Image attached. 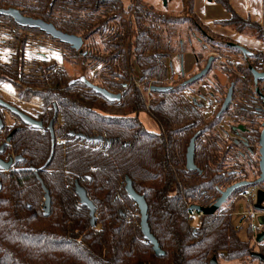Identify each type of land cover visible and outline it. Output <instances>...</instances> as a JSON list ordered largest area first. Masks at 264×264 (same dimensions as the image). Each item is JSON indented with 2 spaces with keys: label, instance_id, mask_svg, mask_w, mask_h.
<instances>
[{
  "label": "trees",
  "instance_id": "1",
  "mask_svg": "<svg viewBox=\"0 0 264 264\" xmlns=\"http://www.w3.org/2000/svg\"><path fill=\"white\" fill-rule=\"evenodd\" d=\"M181 1L182 14L175 17L144 0H64L61 9L58 0H30L26 5L28 15L90 40L85 55L64 45L65 57L80 58L90 82L122 97L109 101L55 61L34 60L28 71L22 70L23 43L8 64H0V83L10 80L17 85L20 99H41L40 108L28 113L43 121L39 129L21 124L0 152L5 159L12 154L23 158L12 170L0 169V264H212L214 258L218 262L254 258V245L239 237L240 228L234 223L233 196L198 225L189 220L191 205H212L221 196L219 189L244 178L240 176L244 164L250 171L259 168L253 155L260 135L256 127L247 160L234 149L236 145L224 140L216 113L213 122L207 121L206 103H199L201 95L195 88L205 76L188 84L184 77L172 78L168 58L191 51L186 43L192 41L173 42L184 25L193 36L199 35L197 64L205 65L203 57L216 41L209 33L212 26L195 13L194 0ZM216 1L230 17L215 24L263 46L245 57L228 42L218 45L220 54L242 56L240 75L234 79L237 85L251 74L250 67L264 71V20L243 18L230 0ZM154 85L171 88L152 91ZM249 89H235L237 109L249 101L245 92ZM143 112L159 130L146 127L140 120ZM9 131L0 128V150ZM196 133L199 169L189 170L186 151ZM98 136L102 139L94 141ZM128 177L147 200L149 226L164 251L160 256L144 239L138 206L126 193ZM76 182L95 205L94 224L76 192ZM42 184L52 200L48 214ZM245 190L241 187L232 194Z\"/></svg>",
  "mask_w": 264,
  "mask_h": 264
},
{
  "label": "flooded vegetation",
  "instance_id": "2",
  "mask_svg": "<svg viewBox=\"0 0 264 264\" xmlns=\"http://www.w3.org/2000/svg\"><path fill=\"white\" fill-rule=\"evenodd\" d=\"M29 1L30 0H0V45H4L6 50H8V52H9V55H7L8 61H3L0 59V64H5V63L8 64V62H10L11 59L15 57V54H17L20 51V50L18 51V48H21V45L23 43L24 45L22 46V52H23V56L25 57V64L23 65L22 70L25 69L26 71L29 70V63L34 61V60L47 61L48 63L55 61L52 59L49 62V58L46 55H43L40 51H37V55H39V57L37 59L36 58L28 59L26 56V52H27L26 48L29 45L28 40L30 39V36H32L33 38L38 36L45 43H46V41H48L49 43H51V42L56 43L61 49L60 52L59 51L58 52L62 54V56L65 58V60L67 59L65 57L67 54H65L63 52L64 51V45L68 44V43L62 42L61 40H59L57 38H54L52 35L47 34V32L45 30H42L40 27L33 28L30 26H24V25L20 26L19 24H17V22L15 21V19L11 15L4 14L1 12V10L13 8V9L18 10L19 12H22L23 15H25V16L32 17L31 15H28L26 10H25L26 5L29 4ZM62 3H64V0H58V7L60 9H61V7H63ZM32 18H35V17H32ZM36 18L43 19L41 17H36ZM45 22H47V21H45ZM47 23H49V22H47ZM59 30H61V29H59ZM61 31L64 32L63 30H61ZM65 32L72 34V35H75V36H78L76 34H73V33L67 32V31H65ZM82 39H84L83 40L84 44L82 45L80 50H76L74 47L71 46L72 49L75 52H77L78 55H85L86 54V51H85V49L87 47L86 44L90 41V40L85 39L83 37H82ZM32 44H33V42H32ZM228 44L231 45L232 47L242 51V52H243V49L240 48V46L245 47V44H243L241 42L239 43V42H230L229 41ZM39 46L43 50L49 49V48L45 47L44 43H41V45L39 44ZM247 47H249V46H247ZM51 49L54 50V48H51ZM51 49H49V50H51ZM234 53L239 54V52H234ZM253 53L254 52L251 51L250 54L244 53V55H245V57H247V55L251 56ZM3 54L6 55L8 53H3ZM178 56H179L180 60L182 61V57L180 55H178ZM76 59H79L81 61V63H83V61L80 58H75V60ZM69 61H71V60H69ZM207 61H206V63H207ZM61 67H63V66H61ZM203 68H205V67H203ZM201 70H199V71H201ZM259 72H264V71H259ZM184 75L182 73L181 78H183ZM81 76H84V74L82 73L80 76H77L76 78L80 79ZM191 76H193V75L187 76L185 79H187ZM246 77H247L246 81L244 80V78H242L240 80V83H238L237 85H236V81L234 79L231 80L229 87L233 84V98H232V101L230 102V104L228 105V108L223 113H221L220 115H218V113L222 108V104L224 103L225 99L227 98L229 87L226 90L224 87L219 86L217 83L216 88H217V93L219 95L215 96V93H213L210 96H206L203 93H201V94L199 93V96L201 95V99H202L199 103L200 104L206 103L207 110H208L207 117L211 116V114L213 112L216 113L217 121H218L217 128L219 129L220 133L222 134L224 140L227 141L228 145H229V143H233L234 145H236V147H234V149H236L238 151H242L243 154L245 155L246 159L249 158V156H250L249 155V151H250L249 149H250L251 133L256 129V127H258L257 133L259 132L260 138H259L258 145L255 148V154L253 155V157L254 158L258 157V164H259V160H260V156H261V153L259 150L260 139H261V132L264 129V101H263L262 95L260 94L259 91H261L262 94H264V78H259L258 82H256L255 77L253 76L252 72H251V74L247 75ZM4 84L13 85L15 88L14 89L15 93H12L11 91L4 89V87H3ZM245 84L250 86L249 91H245L246 95L249 96L250 98H249V101L247 100L246 103H244V104L242 103L241 106H239L237 104L238 105V109H237L236 104H234L235 99L237 98V96H235V89L237 90L238 87L242 88V86ZM257 88L259 89V91H257ZM18 92H19L18 86L14 85L10 80H7L4 83H0V98L2 100H4L8 105L10 104L11 106L18 108L21 112L26 113V114H29L28 112L34 113L35 111H37L40 108L41 103H42L41 99L31 98V100H25V99L23 100V99H20ZM243 98H244V96H243ZM0 109L2 110V115H3V117L0 116L3 120V126L0 128L2 129L3 127H5L6 130H10L9 131L10 134H9V136H7V138L3 142L4 145L1 147V150H0L1 153L2 152L4 153L5 148L10 144L11 139L13 138L15 132L19 130L21 124H27V123H24L19 115L12 112V110L7 108L6 106L0 105ZM29 115L32 118H34L35 120L39 121L32 114H29ZM9 119H10V121H9ZM214 119L209 120V121L213 122ZM40 121H42V120H40ZM42 123H43V121H42ZM27 125H29V124H27ZM42 127H43V125H42ZM42 127H39V128H42ZM33 128H35V127H33ZM39 128H36V129H39ZM50 132H51V130H50ZM221 155H223V153ZM18 156H20L22 158L21 155L16 156L15 154H12L11 157H7L6 159L3 158L7 162L10 161L11 159H15L13 165L11 166V169H9V170H12L13 168H15L17 163L22 161V160L16 161V157H18ZM244 166H245V169H244L245 172L240 174L241 177H244V178H242L241 181L246 180V181L250 182L249 184L244 186V187H246L245 192H247V194L251 196V200L253 202L252 205L255 208V206L258 203L259 192L261 191V195H260L261 205L264 207V180L258 182L259 177L261 176V173H262L260 164H259L258 169H254L252 171L249 170L247 164H244ZM9 170H4V171H9ZM231 177H232V175H231ZM241 181H238V182H241ZM234 183H237V181H234L231 184H234ZM225 189L226 188L219 189L220 194H221V191H223ZM232 196H233V201H234L235 196L233 194L231 195V197L228 200H230L232 198ZM257 211H259V210H257ZM261 211L264 212V209ZM262 222L264 224V220ZM263 226L259 230H257V232L253 235V237L255 239L253 241L254 244H252V245H254V256H253L254 258H248V260L242 261L243 264H264V260L261 259L262 256H264V240L262 241V243H258L256 241V238H257L256 236L259 233H261L262 231H264ZM220 264H221V261H220Z\"/></svg>",
  "mask_w": 264,
  "mask_h": 264
},
{
  "label": "rangeland",
  "instance_id": "3",
  "mask_svg": "<svg viewBox=\"0 0 264 264\" xmlns=\"http://www.w3.org/2000/svg\"><path fill=\"white\" fill-rule=\"evenodd\" d=\"M130 0H125L126 3H128ZM145 3L150 6L151 8L153 7L154 9L163 12L164 15H168V16H181V10L183 9L182 7V1L181 0H168L166 6L163 3V0H144ZM188 26L184 25L183 28L181 30H179L180 32L178 33V35L174 36L173 38V42H176L178 39H181V43L182 42H187V41H192L191 45H188V42L186 43V46H188V48L191 50L189 51L187 48L186 50H188L189 52H184L183 54V63H174V57L173 55L168 58V62L173 63L174 65V74L172 75V78L174 80H178L181 81L183 79H181V75L184 72V78H186L187 76L190 75H194L196 73H198L199 70H201L206 64V61L211 57H218V59H215L213 61V66L211 68V71L207 74V76L200 82H198V84L195 86L196 90L199 91V93H203L206 96H210L213 93H215V96L219 95L217 93V88H216V84L218 83L219 86L224 87L226 90L229 87L231 80L235 79L236 77H238L240 75V72L238 73V69L240 68V64L242 62V56L240 54H236L234 52H226L224 54H220L218 51L221 50H217V48H219L218 45L224 44L226 42H241L243 44H245V47L250 49L252 52H257L260 49H263L261 46H259L258 44H261L259 41H257L256 39H253L251 37H247L243 34H237L235 32H229L232 31L228 28H224L221 26V30L220 29H213V31H209L210 35H213L216 39L215 42V49L211 48V46L208 48L210 50V48L212 49V52L210 53H206L203 57V61L205 62H201L204 63L205 65L203 66V64H196L195 61V54L194 52L197 51H201V46L198 44V38L199 35L197 36H193L191 34V30L190 28H187ZM189 31H190V35H189ZM235 33V34H234ZM36 36L35 38H33L32 36H30L29 41V45L26 48V56L28 59H32V58H38L39 55H37V51H40L43 55H46L49 58V62L50 60H55V62L59 65V66H63L65 69H68L69 72L71 73L72 76L77 77L80 76L82 73H86L87 69L83 67V63H81V61L79 59H76L75 61H69L68 59L65 60V58L62 56L60 52V47L56 44V43H49L48 41L43 42V40H41L40 37ZM250 40L249 42H246ZM33 42V44H32ZM41 43H44L45 47L51 49H41L39 44L41 45ZM177 43V42H176ZM249 46V47H247ZM43 50V51H42ZM59 51V52H58ZM222 51V50H221ZM3 53H8V54H3ZM189 53V54H188ZM194 54V55H193ZM9 52L8 50H6V48L4 47V45H0V59L3 61H8V56ZM47 58V59H48ZM206 58V59H205ZM185 59V60H184ZM177 70V71H176ZM242 73V71H241ZM90 76L92 77V73L90 72ZM134 78L136 79V75H134ZM247 77H244V80L246 81ZM133 79L137 84L140 85V81H137ZM141 86L143 87V84H141ZM140 86V87H141ZM243 86H249V85H243ZM4 89L11 91L12 93H15V88L13 85L11 84H4ZM238 90V88H237ZM17 92V91H16ZM38 102V101H37ZM212 113V112H211ZM214 114L215 112H213L211 114V116L207 117V121L214 119ZM210 115V114H209ZM11 119V118H10ZM9 119V121H10ZM140 120H142V122L146 125V127L149 130H159V127L157 124H155L153 122V120L149 117V114L147 112H143L140 115ZM236 195L234 198V213H233V220L234 223L240 228L239 231V237L242 238L243 240L247 241V240H251V244H254V237L253 235L257 232V230H259L264 224H263V220H264V212L263 211H257L256 208H254V206L252 205V200H251V196L248 195V199L246 198V200L241 201L240 198H238ZM253 212V213H251ZM193 225H198L199 221L198 220H194L192 221ZM264 227V226H263ZM221 264H243L242 261L239 260H233V261H226V260H222Z\"/></svg>",
  "mask_w": 264,
  "mask_h": 264
},
{
  "label": "water",
  "instance_id": "4",
  "mask_svg": "<svg viewBox=\"0 0 264 264\" xmlns=\"http://www.w3.org/2000/svg\"><path fill=\"white\" fill-rule=\"evenodd\" d=\"M168 0H163L164 5L166 6ZM2 13L4 14H8L11 15L15 21L17 22V24L24 25V26H30L33 28L36 27H40L42 30H45L47 32V34L52 35L54 38H57L59 40H61L64 43H68L70 44L72 47H74L76 50H80V48L82 47V45L84 44V39H82V37L80 36H75L69 33H64L61 30H59L53 23H47L45 22L43 19L40 18H32L29 16H25L23 15L22 12H19L16 9L13 8H9L6 10H1ZM240 48L243 49V52L245 54H250L251 51L247 48H245L244 46H240ZM84 53V52H83ZM182 60H183V56H182ZM213 61H214V56H211L208 61H207V65L205 66V68H203L201 71H199L197 74L187 78L184 83L188 84V83H193L195 81H198L199 78H203L204 76H206L212 66H213ZM181 63H183L181 61ZM172 67V66H171ZM253 76L255 77V81L258 82L259 78H264V72H259L257 69L255 70L253 67H250ZM184 75V72H183ZM80 80H82L83 82L87 83V85L92 88L95 92L97 91L98 93H100L101 95H103L104 97H106L109 101H116V100H120L121 99V95L114 93V92H110L107 89L103 88L102 86L98 85V84H94L92 82H90L85 76H81ZM73 82V80H72ZM169 88H171V86L169 87H162V86H158V85H154L151 86V90L152 91H167L169 90ZM257 91H259V89L257 88ZM260 94L262 95V99L264 101V94H262L261 91H259ZM233 98V84L229 87L228 90V95L227 98L225 99L224 103L222 104V108L219 111L218 115H220L221 113H223L227 108L228 105L230 104V102L232 101ZM0 105L6 106L7 108L11 109L12 112H14L15 114L19 115L20 118L22 119V121L24 123H27L29 125H31L32 127L35 128H39L42 127L43 123L42 121H37L34 118H32L29 114L23 113L21 112L18 108L11 106L10 104L8 105L4 100H2L0 98ZM3 126V120L0 117V127ZM48 128H50L51 130V140L54 143L55 141V132H54V127H53V123L51 122L48 126ZM197 134L192 136V139L187 147V155H186V167H188L189 170H197L199 169V167L195 164V144H196V139H197ZM79 138H83L84 135H76ZM102 137L98 136L97 138H94V141H98L101 140ZM260 160H259V164L261 167V176L259 177L258 182L264 180V129L261 132V139H260ZM15 159H11L10 161H6L5 159L0 157V169L2 170H9L11 169V166L13 165ZM22 160V158L20 156L16 157V161H20ZM126 193L127 195L132 198L139 209L140 215H141V219H140V226H141V230L144 236V239L148 240L154 248V251L157 255H162L164 254V251L162 250L161 246L159 245L158 240H156L155 236L153 235L152 231H151V227L149 226V212H148V203L145 197H143L142 195H140L134 188V185L132 183V180L128 177L126 178ZM249 181H241V182H237L234 184H231V186L227 187L225 190L221 191V196L217 199V201L215 203H213L210 206H199V205H191L190 209L192 210H197L200 212H204L206 215H214L217 213V211L219 210V208L231 197L232 193L240 188V187H244L245 185L249 184ZM76 192L79 196V198L81 199V202L83 205L88 206L90 214L92 216L91 221L92 224H94L95 222V218H96V213H95V205L93 203V201L88 197L86 188H84L83 186L79 185L78 182H76ZM42 186H44V184H42ZM45 189V204H44V214H48L50 212V207H51V198H50V194H49V190L47 189L46 186H44ZM261 191L259 192V198H258V203L255 206V208L259 211L263 210L264 207L261 205ZM256 241L258 243H262V241L264 240V231H262L261 233H259L256 236ZM264 260V256H262V258ZM212 264H220V262L217 261L216 258H214L212 260Z\"/></svg>",
  "mask_w": 264,
  "mask_h": 264
},
{
  "label": "crops",
  "instance_id": "5",
  "mask_svg": "<svg viewBox=\"0 0 264 264\" xmlns=\"http://www.w3.org/2000/svg\"><path fill=\"white\" fill-rule=\"evenodd\" d=\"M230 4L234 7L235 11L243 18H251L253 21L263 22V0H230ZM195 13L203 22L213 29H222L221 26L215 24L217 20H225L230 17V13L224 9L216 0H194ZM232 32L233 31H229ZM235 34V33H234ZM250 40L246 42H249ZM262 47V44H258ZM189 54V53H188ZM194 55V54H193ZM195 56V55H194ZM174 63H180L181 60L177 54L173 55ZM185 60V59H184ZM195 61L197 64L196 56ZM173 68L174 65L170 62ZM177 71V70H176Z\"/></svg>",
  "mask_w": 264,
  "mask_h": 264
},
{
  "label": "built area",
  "instance_id": "6",
  "mask_svg": "<svg viewBox=\"0 0 264 264\" xmlns=\"http://www.w3.org/2000/svg\"><path fill=\"white\" fill-rule=\"evenodd\" d=\"M139 85V84H138ZM141 86V84L139 85V87ZM57 142L59 143H63L62 140H58ZM238 198L241 199V201L243 200H246V198L248 199V194L247 192H244V193H241V195L237 196ZM253 213V212H251ZM206 214L202 211H197V210H193L189 213V220L190 221H194V220H198V221H202L203 220V217L205 216Z\"/></svg>",
  "mask_w": 264,
  "mask_h": 264
}]
</instances>
